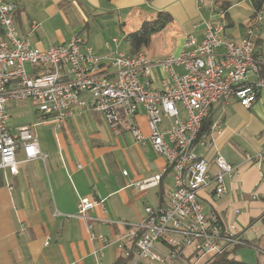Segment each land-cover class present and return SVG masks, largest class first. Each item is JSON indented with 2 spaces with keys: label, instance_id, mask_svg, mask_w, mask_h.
Masks as SVG:
<instances>
[{
  "label": "crops",
  "instance_id": "1",
  "mask_svg": "<svg viewBox=\"0 0 264 264\" xmlns=\"http://www.w3.org/2000/svg\"><path fill=\"white\" fill-rule=\"evenodd\" d=\"M5 1L15 4L20 36L33 45L45 49L78 34L98 56L111 51L132 55L126 36L167 12L172 22L143 50L151 61L179 55L189 36L201 41L204 22L217 18L215 2L232 4L225 32L235 41L245 35L253 11L250 0ZM53 21L66 30L57 31L54 42L42 28ZM108 69L114 71L111 65ZM29 71L37 73L30 67ZM176 71L183 74L184 68ZM166 76L161 67L153 68L151 87L160 89ZM7 109L10 131L31 126L47 158L23 162L20 149L18 174L0 171V264H116L128 259L126 252L133 255V226L146 217L147 207L168 206L174 189L173 177L164 172L165 159L150 143L144 108L132 118L144 136L141 142L131 133V119L124 116L121 126L111 129L102 113L77 108L58 128L44 121L30 101L11 102ZM208 118L212 125L205 134L206 145H197L196 153L211 163L213 172L218 154L238 172L226 176L227 192L221 198L214 199L212 189L202 191L200 198L206 212L215 213L225 227L236 225L247 243L243 247L260 249L256 243L264 241V94L249 108L235 99L215 103ZM171 126L172 121L164 119L161 127ZM157 176L158 185L140 189ZM82 199L104 201V209L88 211L87 219L77 217Z\"/></svg>",
  "mask_w": 264,
  "mask_h": 264
},
{
  "label": "built area",
  "instance_id": "2",
  "mask_svg": "<svg viewBox=\"0 0 264 264\" xmlns=\"http://www.w3.org/2000/svg\"><path fill=\"white\" fill-rule=\"evenodd\" d=\"M15 11V4L0 0V171L18 174L20 149L23 162L47 158L31 126L10 131L7 106L11 102H32L44 121L58 128L77 108L102 113L111 129H118L124 116L131 119L129 127L137 142L144 136L132 118L143 107L150 143L165 159L164 172L173 177L174 189L168 206L147 207L146 217L133 226L134 252L123 264H208L227 250L247 246L236 225L225 227L215 213L206 212L200 198L209 189L214 199L225 195V178L234 176L238 168L218 154L213 172L211 163L196 153V146L206 145L205 134L200 133L215 103L235 99L249 108L264 94V57L257 54L256 43L264 28V10L235 41L226 35L225 16L216 12L214 3L217 18L204 22L203 39L189 36L179 55L156 61L143 51L98 56L78 34L64 43L37 47L20 36ZM106 47L110 49V43ZM29 67L37 73H30ZM155 67L167 74L160 89L151 87ZM177 67H183L184 73H178ZM164 119L171 120L172 126L162 129ZM160 180L157 176L145 181L140 189L156 186ZM96 207L104 209V201L82 199L77 217L87 219L88 211ZM99 239L106 242L103 236ZM130 256L126 252V258Z\"/></svg>",
  "mask_w": 264,
  "mask_h": 264
},
{
  "label": "trees",
  "instance_id": "3",
  "mask_svg": "<svg viewBox=\"0 0 264 264\" xmlns=\"http://www.w3.org/2000/svg\"><path fill=\"white\" fill-rule=\"evenodd\" d=\"M111 1V0H107ZM252 5V13L250 15L249 27L254 23L257 14L264 10V0H250ZM217 7V13H222L225 19L228 18L227 10L232 5L229 1L215 2ZM172 16L167 12H160L153 20L144 21L141 27L126 36V40L130 45V50L132 55H136L143 51L145 48L149 47L151 44L152 36L161 32L165 27L172 22ZM227 23H225V28ZM257 51L260 52L258 55L264 57V28L261 34L256 39ZM257 52V53H258ZM261 73L264 76V67L261 68ZM212 122L209 120L208 115L205 117L200 136L210 133ZM264 222V216L262 218ZM239 247H235L232 250H237ZM232 250H227L223 254L215 257L208 264H261L260 262L248 263L242 260H238L232 256ZM132 258V255L128 259H121L116 264H123Z\"/></svg>",
  "mask_w": 264,
  "mask_h": 264
},
{
  "label": "rangeland",
  "instance_id": "4",
  "mask_svg": "<svg viewBox=\"0 0 264 264\" xmlns=\"http://www.w3.org/2000/svg\"><path fill=\"white\" fill-rule=\"evenodd\" d=\"M61 26V27H59ZM47 35L50 36L51 40H55L57 37V31L61 30L64 31L65 27L62 25V23H57V21H53L52 23H47L42 27ZM66 31V30H65ZM264 243V241H263ZM256 243L258 248H249V247H239L237 250H232V256L235 257L238 260H242L248 263H256L260 262L261 264H264V244ZM174 264H188L187 262H177Z\"/></svg>",
  "mask_w": 264,
  "mask_h": 264
}]
</instances>
